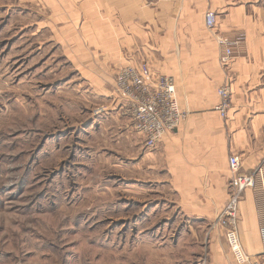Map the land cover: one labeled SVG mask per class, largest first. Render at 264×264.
Wrapping results in <instances>:
<instances>
[{
	"label": "rangeland",
	"instance_id": "1",
	"mask_svg": "<svg viewBox=\"0 0 264 264\" xmlns=\"http://www.w3.org/2000/svg\"><path fill=\"white\" fill-rule=\"evenodd\" d=\"M36 7L0 0V264H239L220 224L171 231L187 223L153 197V151L93 119L106 98L45 45Z\"/></svg>",
	"mask_w": 264,
	"mask_h": 264
},
{
	"label": "crops",
	"instance_id": "2",
	"mask_svg": "<svg viewBox=\"0 0 264 264\" xmlns=\"http://www.w3.org/2000/svg\"><path fill=\"white\" fill-rule=\"evenodd\" d=\"M26 1L37 6L45 45L62 49L88 90L106 98L109 112L93 118L102 128L111 123L123 139L136 135L112 98L122 67L146 61L156 75L174 79L180 107L189 114L177 135L150 150L153 197L188 224L171 231L208 239L233 187L229 158L238 156L241 174L256 179L240 203L239 236L245 252L264 264V0ZM209 8L218 17L213 30L205 26ZM217 39L234 51L227 66ZM225 81L232 92L227 119L216 111ZM139 146L144 149L142 140Z\"/></svg>",
	"mask_w": 264,
	"mask_h": 264
},
{
	"label": "built area",
	"instance_id": "3",
	"mask_svg": "<svg viewBox=\"0 0 264 264\" xmlns=\"http://www.w3.org/2000/svg\"><path fill=\"white\" fill-rule=\"evenodd\" d=\"M217 20V13L209 8L205 13L206 28L213 30ZM217 40L219 45L225 46L220 61L227 66L234 57V51L226 40ZM228 81L217 91L219 104L216 111L223 119L228 118L232 108V92ZM112 98L120 104L132 130L142 140L144 149L149 151L162 143L166 136L177 135L189 114L180 107L174 79L163 74L156 75L146 61L137 65L128 64L119 70L115 77ZM109 109V105H101L93 110V117L106 115ZM229 167L234 183L228 204L216 224L225 228L228 246L239 264H260L245 252L239 236L238 222L241 197L247 189L255 187L256 179L254 175L241 174V161L238 156L229 158ZM260 232L264 248V211L260 220Z\"/></svg>",
	"mask_w": 264,
	"mask_h": 264
}]
</instances>
